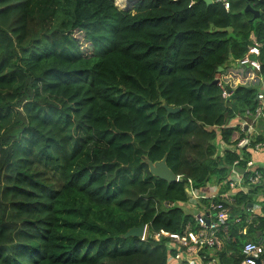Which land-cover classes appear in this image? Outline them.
Returning a JSON list of instances; mask_svg holds the SVG:
<instances>
[{
  "label": "trees",
  "instance_id": "obj_1",
  "mask_svg": "<svg viewBox=\"0 0 264 264\" xmlns=\"http://www.w3.org/2000/svg\"><path fill=\"white\" fill-rule=\"evenodd\" d=\"M229 4L0 0V264H167L168 240L151 232L181 231L189 215L160 203L223 177L232 159L205 129L232 114L214 74L251 32L264 64V13L245 10L261 3ZM163 157L173 182L149 172ZM141 222L145 239L123 237Z\"/></svg>",
  "mask_w": 264,
  "mask_h": 264
},
{
  "label": "built area",
  "instance_id": "obj_2",
  "mask_svg": "<svg viewBox=\"0 0 264 264\" xmlns=\"http://www.w3.org/2000/svg\"><path fill=\"white\" fill-rule=\"evenodd\" d=\"M218 1L229 8V0ZM249 37L245 53L232 56L234 63L222 65L213 77L232 114L222 124L205 129L215 132L216 154H232L226 174L190 186L185 200L160 203L168 209L179 206L189 215L181 231L160 228L151 232L156 241L167 238V264H223L219 252L236 238L241 243L239 256L229 264H264V64L262 44L253 32ZM238 88L247 89L248 96L233 104ZM243 195H250V202L239 203ZM250 233L257 239L245 238ZM147 235L144 224L141 238ZM226 253L234 256L232 249Z\"/></svg>",
  "mask_w": 264,
  "mask_h": 264
},
{
  "label": "water",
  "instance_id": "obj_3",
  "mask_svg": "<svg viewBox=\"0 0 264 264\" xmlns=\"http://www.w3.org/2000/svg\"><path fill=\"white\" fill-rule=\"evenodd\" d=\"M131 1L130 2V5H133L134 2H136L137 0H129ZM204 1L206 4H211L213 2V0H202ZM247 1H250V0H247ZM259 2L261 3L262 5V8L261 9H254L252 8L250 5H247L245 7V10H249L253 13V18H258L261 14L264 13V0H259ZM125 9V8H123ZM129 9L126 8L125 10ZM233 64L234 61L232 59V55L230 54L228 56V59L227 61L223 64V65H227V64ZM222 66H219L217 68V70H220ZM211 84L215 85L216 84V80L213 79L211 81ZM163 107L164 109L166 110V113L167 114H170V113H176L180 110V107L179 106H173V105H168V104H163ZM147 164H148V169H149V172L159 178V179H162L168 183L170 182H173L177 179V176L176 174L170 169V167L167 165L166 163V157H163L162 159L160 160H157V161H150V160H147ZM143 230H144V223L141 222L138 226H132L130 228H128L125 233L123 234V237L126 238V237H141L143 235Z\"/></svg>",
  "mask_w": 264,
  "mask_h": 264
},
{
  "label": "bare ground",
  "instance_id": "obj_4",
  "mask_svg": "<svg viewBox=\"0 0 264 264\" xmlns=\"http://www.w3.org/2000/svg\"><path fill=\"white\" fill-rule=\"evenodd\" d=\"M130 2L131 1H129V0H116L117 5L120 6V8L122 7V9L123 8L126 9V8L130 7Z\"/></svg>",
  "mask_w": 264,
  "mask_h": 264
},
{
  "label": "rangeland",
  "instance_id": "obj_5",
  "mask_svg": "<svg viewBox=\"0 0 264 264\" xmlns=\"http://www.w3.org/2000/svg\"><path fill=\"white\" fill-rule=\"evenodd\" d=\"M114 2L116 3V0H114ZM130 7H132V5H130ZM78 35H80V34H78ZM87 45H88L87 43H83V48L85 49V46H87ZM263 237H264V230H263ZM245 238L257 239L253 233L248 234L247 236H245Z\"/></svg>",
  "mask_w": 264,
  "mask_h": 264
}]
</instances>
